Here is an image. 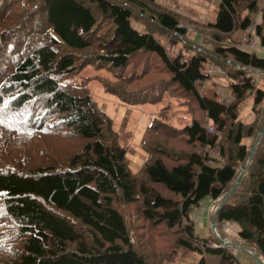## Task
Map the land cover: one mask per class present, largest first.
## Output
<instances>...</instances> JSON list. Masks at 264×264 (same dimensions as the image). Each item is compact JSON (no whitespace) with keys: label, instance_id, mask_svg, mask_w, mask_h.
<instances>
[{"label":"trees","instance_id":"obj_1","mask_svg":"<svg viewBox=\"0 0 264 264\" xmlns=\"http://www.w3.org/2000/svg\"><path fill=\"white\" fill-rule=\"evenodd\" d=\"M182 18L210 38V51H167L161 37L183 36ZM262 22L264 0H218L213 20L200 22L155 0H0V264H233L213 232L196 233L190 213L205 197L217 206L253 144L243 138L254 141L263 125L264 114L249 123L238 114L247 96L264 99L251 74H264V56L243 36L225 39L253 28L264 46ZM222 61L231 63L228 102L201 91L213 83L206 64ZM90 77L124 102L172 98L191 121L175 127L166 120L172 102L160 106L133 171L85 85ZM127 202L171 234L172 250L141 249L136 226L116 208ZM215 222L235 223L232 241L264 259V134Z\"/></svg>","mask_w":264,"mask_h":264},{"label":"rangeland","instance_id":"obj_2","mask_svg":"<svg viewBox=\"0 0 264 264\" xmlns=\"http://www.w3.org/2000/svg\"><path fill=\"white\" fill-rule=\"evenodd\" d=\"M155 1L162 6L173 8L175 11L184 16H191L187 17L192 20H196L200 17H214L218 5V0ZM208 18H205V20H208ZM182 20L186 21V23H183L186 26V31L183 36L170 34L166 36L167 38L165 36L161 37L163 43L166 45L167 51L171 52L172 50H174L176 51V53H179L183 51L182 46H190L191 48L199 47L202 51H210L213 47V43H211L210 38L198 32L192 24L191 26L190 23H187L191 20L189 21L184 18H182ZM260 21L261 18L259 14H256L254 16V22L258 23ZM132 24L136 26V23L132 22ZM262 26L264 31V22H262ZM138 27L142 28L141 25H138ZM247 32H249V34H247ZM240 36H243L242 41L244 42V47L256 50L259 56H264V46L259 44V41L255 33L253 32V28L246 30L245 33L242 32L240 28H237L233 31L231 36L226 37L225 39L227 40L233 38V41H236V39H238ZM230 64H226L222 61L221 67L223 68V66H225V68L221 69V67H219L218 65L207 63L205 66L206 69L204 71H208L209 74L214 76L212 79L213 83L210 80H205L201 84V91L208 94H211V92L214 91L219 99L228 102L230 100V94L229 89L226 85L228 81H226L225 71L228 69L226 67ZM83 73L85 75V72L81 71L78 78H81L83 76ZM251 74L255 79L256 85L259 87L262 86L264 88V74L260 71H253L251 72ZM85 85L87 86L92 97L94 98L96 105L99 108L101 107V109H104L105 112L110 116L113 123V128L118 132L120 142H127L128 146L126 145V156L130 160L129 165L133 171L138 168V166L133 165V162H135V158L139 157L140 155H145V151L139 146V134L142 132L145 126L153 122V119L159 118L160 106H162L168 100L172 102V106H170V108L167 110V112H170V117L166 119L167 121H171V123L183 124L191 121V116L184 111V108L182 106L177 105L176 101L172 98L166 97L163 102L158 103H128L122 101L116 95L114 96L111 92L107 91L102 86V84L94 78H88ZM103 106L105 107L103 108ZM198 114H200V116ZM198 114V116L195 115L198 120H206V117L205 115H203V113L199 112ZM263 114L264 99L258 105H254L253 95H249L246 99L242 101L240 105L238 119L244 123H249L255 120L261 121ZM206 122H203V125H205ZM243 141L246 142V145L249 148L253 142V137L243 138ZM211 155H215V152L212 151ZM201 206L204 207L205 212L201 213V215L199 216V220L201 222V225L204 226L206 230H208L206 235L213 236L211 226L209 227L207 225L206 219L208 218L211 220L216 208V202L213 201V203L208 206L207 216L206 207L203 204ZM196 207L197 208H193L190 213V217L194 222L196 221L195 223H197L195 214L199 211L198 206ZM116 208L121 211L127 224L132 223L134 224V226H136L135 230L136 232H138L139 239L135 240L139 242L141 249L153 253L156 252V249L160 248H164V250H168V247L171 250L173 249L170 246L172 238L171 234L169 232H165L163 229L160 228L158 230L152 229L148 225V222L144 221L143 219H139V216L137 215V213H135V205L133 202L117 204ZM231 225L232 224L229 222L225 226V228H227L228 230V228L233 227ZM222 228H224V226L220 224L218 229L220 230ZM218 229L216 228L217 231ZM235 230H237V225ZM236 237L237 236H235L234 239ZM226 249L231 250L229 247H226ZM232 252H236V259L238 261L241 260L243 264H258L249 255L245 254V251L241 249H235Z\"/></svg>","mask_w":264,"mask_h":264},{"label":"water","instance_id":"obj_3","mask_svg":"<svg viewBox=\"0 0 264 264\" xmlns=\"http://www.w3.org/2000/svg\"><path fill=\"white\" fill-rule=\"evenodd\" d=\"M263 134H264V118H263V125H262L260 131L257 133V135L254 138L253 144H252V146L250 147V149L248 151V155H247V158H246L245 162L242 165H240V167L238 168V174L234 177L230 188L223 195H221L218 198L217 206H216L214 214H213V216H212V218L210 220V226H211L212 232L214 233L215 237L217 238V240L219 241L220 244H222V245H224L226 247H229L231 250L241 249V250L245 251L258 264H264V259L261 258L260 256H258L253 249H251L248 246L237 244V243L233 242L227 236L221 237V236L218 235V231L216 230L215 216H216L217 209L220 207V205L225 202V200L231 195V193L236 189V187L240 183L242 175L246 171V163H248L251 160V158H252V156L254 154L255 147H256L257 143L259 142L260 137Z\"/></svg>","mask_w":264,"mask_h":264},{"label":"crops","instance_id":"obj_4","mask_svg":"<svg viewBox=\"0 0 264 264\" xmlns=\"http://www.w3.org/2000/svg\"><path fill=\"white\" fill-rule=\"evenodd\" d=\"M186 16H188V15H186ZM215 16V15H214ZM188 17H191V16H188ZM193 18H195V17H193ZM205 18H208V17H205ZM205 18H203V17H200V18H197L196 19V21H210V20H213V16H212V18H208V20H205ZM138 25L136 24V27H137ZM140 29V28H139ZM174 52H176V51H174V50H172L171 52L169 51V53H174ZM208 70V69H207ZM225 78V77H224ZM115 96V95H114ZM218 98V97H217ZM219 99V98H218ZM179 106H181V105H179ZM105 106H103V108H104ZM183 107V106H182ZM101 108V107H100ZM184 108V107H183ZM102 110H104V109H102ZM105 111V110H104ZM184 111H185V108H184ZM186 112V111H185ZM199 112H201V113H203L202 111H198V112H196L195 113V115H197ZM187 113V112H186ZM188 114V113H187ZM199 116H200V114H198ZM197 115V116H198ZM204 115V114H203ZM191 116V115H190ZM196 117V116H195ZM198 119V118H197ZM203 122L205 123L206 122V120H202L201 121V124H203ZM183 124H185V123H183ZM183 124H175V123H173V125L175 126V127H181ZM146 127V126H145ZM145 127H144V129L142 130V132L139 134V142H140V139H141V136H142V134H143V132H144V130H145ZM121 143H123V144H125V145H127V142H121ZM128 146V145H127ZM145 156H146V154L144 155V156H142V155H140L139 157H136L135 158V162H133V165H135V166H138V168L142 165V163H143V161H144V158H145ZM130 161V160H129ZM137 168V169H138ZM136 169V170H137ZM135 171V170H134ZM213 203V200H211L209 197H205V198H203V199H201L200 201H199V203H198V209H199V211L195 214V218H196V220H197V223H195L196 225H195V231H196V233L198 234V235H206L207 234V231L208 230H206V228L204 227V226H202L201 225V222H200V220H199V216L201 215V213L202 212H205V210H204V207H202L201 205L203 204L205 207H206V216H207V214H208V206L210 205V204H212ZM197 207L195 206L194 207V209H196ZM210 219H206V221H207V225L210 227V221H209ZM196 222V221H195ZM231 226H233V227H230V228H228V230H227V228H222L223 230V232H224V234L226 235V236H228L229 238H233L234 239V237L236 236V234H237V230H235V228H236V224L235 223H233ZM235 230V231H234ZM245 253V252H244ZM235 254H236V252H235ZM245 254H247V255H249L248 253H245ZM250 256V255H249ZM251 257V256H250ZM252 258V257H251ZM239 259V258H238ZM253 259V258H252ZM240 261V263L241 264H243V262H241V260H239Z\"/></svg>","mask_w":264,"mask_h":264},{"label":"built area","instance_id":"obj_5","mask_svg":"<svg viewBox=\"0 0 264 264\" xmlns=\"http://www.w3.org/2000/svg\"><path fill=\"white\" fill-rule=\"evenodd\" d=\"M183 60H186V57L183 58ZM205 127L208 129V130H211L212 129V125H210L208 122H206L205 124ZM229 222H221V224L225 227ZM231 224H233V222H230ZM233 251V250H232ZM233 254L235 255V252H233ZM233 264H241L240 261H238L237 259L234 261Z\"/></svg>","mask_w":264,"mask_h":264},{"label":"bare ground","instance_id":"obj_6","mask_svg":"<svg viewBox=\"0 0 264 264\" xmlns=\"http://www.w3.org/2000/svg\"><path fill=\"white\" fill-rule=\"evenodd\" d=\"M8 60V59H7ZM12 60V59H11ZM83 85V84H82ZM87 94V93H86ZM58 131V130H57ZM56 132V131H55Z\"/></svg>","mask_w":264,"mask_h":264},{"label":"snow or ice","instance_id":"obj_7","mask_svg":"<svg viewBox=\"0 0 264 264\" xmlns=\"http://www.w3.org/2000/svg\"><path fill=\"white\" fill-rule=\"evenodd\" d=\"M0 122H2V121H0Z\"/></svg>","mask_w":264,"mask_h":264}]
</instances>
